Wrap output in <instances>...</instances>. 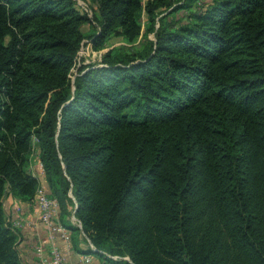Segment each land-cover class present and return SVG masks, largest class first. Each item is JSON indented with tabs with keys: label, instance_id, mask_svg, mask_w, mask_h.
I'll use <instances>...</instances> for the list:
<instances>
[{
	"label": "trees",
	"instance_id": "1",
	"mask_svg": "<svg viewBox=\"0 0 264 264\" xmlns=\"http://www.w3.org/2000/svg\"><path fill=\"white\" fill-rule=\"evenodd\" d=\"M88 1L0 0V264H24L5 200L34 202L36 152L79 253L264 264V0ZM142 12L147 50L74 75Z\"/></svg>",
	"mask_w": 264,
	"mask_h": 264
},
{
	"label": "crops",
	"instance_id": "2",
	"mask_svg": "<svg viewBox=\"0 0 264 264\" xmlns=\"http://www.w3.org/2000/svg\"><path fill=\"white\" fill-rule=\"evenodd\" d=\"M35 165H37L36 173L33 171V175L40 179L41 183L47 188L49 192L48 184L45 179V173L41 170L38 160ZM5 211L12 224H15V221H19V219L23 221L22 228L17 229L20 234L19 250L23 263L44 264L42 259L38 256L37 249L40 246H43L45 256L48 258L52 244L48 240L47 233L40 222L39 213L34 205V202H23L10 195L5 200ZM64 219L71 224L74 223L71 218ZM73 235L74 234L72 232V236ZM56 245L66 256L69 264H105L100 259L98 254L79 253L74 243L72 244V248L70 250L60 240L56 242ZM78 247L80 249H86L88 244L80 240Z\"/></svg>",
	"mask_w": 264,
	"mask_h": 264
},
{
	"label": "rangeland",
	"instance_id": "3",
	"mask_svg": "<svg viewBox=\"0 0 264 264\" xmlns=\"http://www.w3.org/2000/svg\"><path fill=\"white\" fill-rule=\"evenodd\" d=\"M77 1H78L77 4L79 6L78 7L79 11L82 14L87 13L86 10L89 9V7L91 6L89 1L88 0H77ZM196 10L197 8L195 9L193 8L192 10L184 11L183 13H180L178 16L169 17L163 21V24L171 26L177 24V22L179 21L181 25H185L188 22L186 20L188 14ZM88 14L90 17H92V12ZM139 23L141 24L142 32L139 39L136 40L135 42H129L122 37H111L105 42L104 46L98 51L93 50L92 45L90 43H87L78 54L77 62L74 69V75L76 74L77 69L82 65L95 64L97 62H101V59L105 54L110 53L112 57H120L126 54H131V55L140 54L143 51L147 50L149 47V41H153L155 38L153 34L150 35L147 34V28L149 26V22L145 12H142L139 15ZM157 28H159V24L157 25ZM89 31H90V26L86 24L83 27V32L85 34H88ZM37 160H38V155L36 152V156L34 157V164L32 165V173L33 171H35L36 173L37 165L35 164ZM34 205H35V200H34ZM22 224L23 221L19 219V221L17 220L15 221V224H12V227L17 230L22 228L23 226ZM72 225L75 226V223H73ZM72 244H73V236H72ZM43 253L45 256V251H43Z\"/></svg>",
	"mask_w": 264,
	"mask_h": 264
},
{
	"label": "built area",
	"instance_id": "4",
	"mask_svg": "<svg viewBox=\"0 0 264 264\" xmlns=\"http://www.w3.org/2000/svg\"><path fill=\"white\" fill-rule=\"evenodd\" d=\"M39 165L44 172L40 162ZM35 206L39 213L40 222L47 233L48 240L52 244L49 259L44 256L43 246L37 249L38 256L44 264H69L66 256L56 245V242L60 240L70 250L72 248V232L60 221L61 208L58 200L49 194L47 188L42 183L37 190ZM71 219L77 227L81 228V223L75 218L74 214Z\"/></svg>",
	"mask_w": 264,
	"mask_h": 264
},
{
	"label": "water",
	"instance_id": "5",
	"mask_svg": "<svg viewBox=\"0 0 264 264\" xmlns=\"http://www.w3.org/2000/svg\"><path fill=\"white\" fill-rule=\"evenodd\" d=\"M93 254H97V252L93 253Z\"/></svg>",
	"mask_w": 264,
	"mask_h": 264
}]
</instances>
